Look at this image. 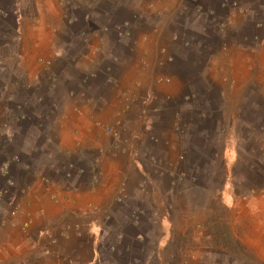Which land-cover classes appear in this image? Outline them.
I'll return each instance as SVG.
<instances>
[{"label":"crops","instance_id":"1","mask_svg":"<svg viewBox=\"0 0 264 264\" xmlns=\"http://www.w3.org/2000/svg\"><path fill=\"white\" fill-rule=\"evenodd\" d=\"M58 1L0 0V134L6 143L16 144L23 159L12 169L13 185L0 191V264H109L103 258L109 215L119 229H137L133 219L113 215L114 199L121 187L127 200L146 196L149 149L157 144L166 151L174 145L176 104L173 108L166 100L176 101L188 87L184 62L157 54V48L167 49V41H138L106 76L103 54L114 43L80 44V56L73 54V41L57 39ZM78 1L84 15L94 19L120 7L119 0ZM149 1L144 10L170 15L183 3ZM136 2L127 1L129 10ZM63 31L72 29L64 26ZM61 63L67 66L68 90L57 92L51 79ZM69 91H75V99ZM164 106L169 113L161 112ZM192 106L182 111H192ZM111 128H125L123 141L107 135ZM156 129H165L157 143L151 137ZM223 192L227 216L217 218L215 212L211 219L215 249L198 251L197 232H190L184 219L176 221L175 231L169 227L174 218H164L159 236L148 233L149 240H159L158 264H264V190L238 194L225 186ZM14 202L20 212L10 219ZM115 234L128 244L142 235Z\"/></svg>","mask_w":264,"mask_h":264},{"label":"rangeland","instance_id":"2","mask_svg":"<svg viewBox=\"0 0 264 264\" xmlns=\"http://www.w3.org/2000/svg\"><path fill=\"white\" fill-rule=\"evenodd\" d=\"M119 1L113 15L94 19L84 15L78 0H59L57 39L61 43L73 41L72 52L78 56L80 44L114 43V48L105 49L103 54L108 64L106 76L138 41H167V49L157 48V54L172 63L184 62L188 87L176 101L166 100L176 104L171 129L174 145L166 151L157 144L149 149L147 197L116 203L113 215L133 219L137 229L128 225L119 229L109 215L103 258L109 264H158L159 240H149L148 233L159 236L164 218H174L175 225L170 223L169 227L175 231L176 221L184 219L189 231L197 232L194 244L198 251L213 250L211 219L215 212L217 218L227 216L225 186L238 194L264 190V0H183L173 15L144 10L149 0H136V8L130 10L129 0ZM64 26L72 29L70 34L63 31ZM111 56L118 59L113 61ZM56 67L51 81L57 92L68 90L63 72L66 64ZM109 81L113 83L112 78ZM68 96L75 99V91H69ZM188 106L192 111L183 112ZM168 109L164 106L161 112L169 113ZM164 130L152 132V140L156 142ZM119 131L123 141L125 128ZM16 149L15 143H6L0 134V170L10 164L11 182L13 167L23 164ZM154 166H160V174L154 173ZM8 185L9 179L0 175V191H6ZM117 231L142 235L128 244L117 240ZM216 249L221 250L218 244Z\"/></svg>","mask_w":264,"mask_h":264},{"label":"built area","instance_id":"3","mask_svg":"<svg viewBox=\"0 0 264 264\" xmlns=\"http://www.w3.org/2000/svg\"><path fill=\"white\" fill-rule=\"evenodd\" d=\"M150 100H152V97L149 99V101ZM108 132L110 133V135H112L116 140H119V142H120L121 133H120L119 129L111 128L108 130ZM120 144H121L122 153H126L127 151H126L125 147H123L122 142ZM120 144H119V146H120ZM0 175L3 176L4 178L9 179V186L13 185V182L10 181V164H6L5 166H3L1 168ZM2 196H3V193L0 192V199L2 198ZM126 198H127L126 189H125V187H121V189L119 190V193L115 197L114 201H115V203H123L126 200ZM19 212H20V207L18 206V204L16 202H14L13 207L10 210L8 217L10 219H15L18 216ZM29 227H30V223H26L23 226V228L25 230H28Z\"/></svg>","mask_w":264,"mask_h":264}]
</instances>
